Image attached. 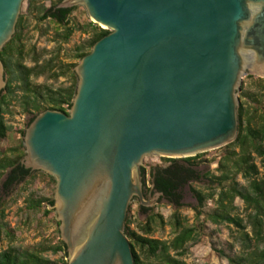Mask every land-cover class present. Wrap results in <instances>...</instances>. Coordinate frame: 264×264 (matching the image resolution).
I'll list each match as a JSON object with an SVG mask.
<instances>
[{
  "label": "water",
  "instance_id": "95a60500",
  "mask_svg": "<svg viewBox=\"0 0 264 264\" xmlns=\"http://www.w3.org/2000/svg\"><path fill=\"white\" fill-rule=\"evenodd\" d=\"M23 2L0 0V53ZM78 5L110 33L76 66L69 113L47 110L27 126L21 165L57 182L51 209L67 264H134L129 206L163 197L146 198L143 159L192 158L235 141L239 85L246 74L264 78V0H63L57 8ZM4 72L0 60V94Z\"/></svg>",
  "mask_w": 264,
  "mask_h": 264
},
{
  "label": "trees",
  "instance_id": "16d2710c",
  "mask_svg": "<svg viewBox=\"0 0 264 264\" xmlns=\"http://www.w3.org/2000/svg\"><path fill=\"white\" fill-rule=\"evenodd\" d=\"M62 1L57 0L49 7L37 5L35 0H29L28 3L29 10L35 13L40 24L50 21L57 26L53 37L58 45L57 49H27L24 41L26 18L19 16L14 37L0 53L7 82L6 88L0 94V145L10 131L5 116L13 115V104L21 109V113L31 116L27 126L39 113L47 110L59 111L66 115L69 113L77 90L78 78L74 73L78 62L91 52L98 41L110 33L92 22L79 25L72 19L75 8H57ZM76 32L88 36V39L74 47L72 56L63 58L62 45L69 43ZM40 78L50 81L67 78L70 85L55 88L38 84L37 80ZM248 79L251 80L250 85L256 86L257 92L241 85L238 134L234 142L221 148L224 155L217 168L219 175L199 170L202 163L206 162L201 159L205 153L185 159L163 158L170 162V165L151 169L150 176L155 179V190L178 208L183 206L184 191L189 184H203V189L209 192L190 188L192 198L198 203V207L194 209L196 225H189L185 217L181 218L175 214L170 223L174 234L171 241L149 237L154 232L152 224L155 219L159 218L163 223L160 216L150 217L147 223L141 226L143 234L132 230L129 209L126 237L131 246L134 264H187L184 261L187 245L199 242L200 233L207 221L216 226L228 225L236 229L241 252L236 257L228 258L229 264H264V79L254 76H249ZM248 103L254 104L255 107H248ZM24 133L25 131H21L23 136ZM21 150L24 151L23 144L21 149H10V155L0 150V179L8 174V180L4 184L6 193L27 178H36L30 170L21 165L25 156V152ZM142 173L145 183L146 169H142ZM38 175L56 183L54 177L41 172ZM237 200L244 205L245 217L238 214ZM209 201H212L215 207L208 211L206 206ZM25 203L27 210L38 212L45 209V215H49L50 208L54 206V197H36L32 193ZM1 206L0 199V217H3ZM140 210L146 214L151 209L140 206ZM249 227L251 234L247 231ZM2 234L8 238L13 237L9 229L0 224V240ZM58 234L60 235L59 231ZM46 253L61 254L63 257L59 262L50 261L44 256ZM66 259L67 248L60 236L57 243L40 245L33 250L10 247L0 251V264H67Z\"/></svg>",
  "mask_w": 264,
  "mask_h": 264
},
{
  "label": "rangeland",
  "instance_id": "374dc122",
  "mask_svg": "<svg viewBox=\"0 0 264 264\" xmlns=\"http://www.w3.org/2000/svg\"><path fill=\"white\" fill-rule=\"evenodd\" d=\"M35 1L37 5H45V7H49L57 0ZM28 3L29 0H24L20 13V16L26 18L24 41L27 49L33 47L37 50L46 49L53 51L54 49H57L58 45L54 42L53 38L55 34L54 32L58 29L57 26L50 21L40 24L35 17V13L29 10ZM75 9L76 10L72 14V19L75 22L79 23V25H86L91 22L84 6L78 5ZM87 39L88 36L81 32H76L69 43L62 45L63 58L72 56V50L74 47L80 45ZM66 61L70 60L66 59ZM27 64L30 65V62ZM249 76L253 75L246 74L239 85L237 93L238 100L241 94V85H245V88H250L253 92H257L256 86L253 84L250 85L251 80L248 79ZM254 77L260 78L257 76ZM37 83L51 85L57 88L70 85V80L67 78H61L59 81H50L45 78H40L37 80ZM247 105L252 109L255 107L252 103H248ZM11 111L13 115L5 116L10 131L0 145V150L6 154L9 153L10 149H21L24 137L21 134V131L26 130L28 120L31 117L30 115L21 113V109L15 104L11 107ZM22 151L23 150H21V152ZM24 152L25 149L23 153ZM223 155L224 151L221 150V148L206 152L201 158L202 161L206 162L202 163L199 170L204 173L211 172L214 175H219L217 168L219 167V162ZM168 165H170V162L164 160L158 155L146 156L143 159L142 169H146L147 171L144 183L145 190H149L151 187V169L155 167H166ZM38 174H40V172H34L33 176L36 177L35 179L32 180L31 177L28 178L8 193H2L1 183L3 179H0V199L2 200L1 210L3 211V217H0V224L6 229H9L10 233H12L11 235H13L12 238H8L2 234L0 251L7 250L10 247H15L20 250H33L37 249L40 245H51L58 241L59 226H57V215L55 210L50 208L51 213L45 215V209L34 212L29 211L26 208V199L32 193L36 197H55L57 182L54 183L51 179L42 177ZM241 182L243 183L242 180ZM190 188L202 190L203 184L191 183L187 186L184 191L185 197L183 200V206L180 208L159 198L150 208V212L144 214L140 210L139 201L134 199L129 206L130 217L132 220L131 229L141 234V226L146 224L150 217L160 216L163 219V223L159 218H156L155 222L152 224L154 232L149 237L162 241H171L174 238V234L170 227V223L175 214H178L181 218L185 217L189 225L195 226L196 220L194 209L198 207V203L192 198L193 196ZM236 205L239 207L238 214L245 217L246 213L244 212L243 203L240 200H237ZM214 207V203L209 201L206 210L209 211ZM247 231L251 234L250 227ZM237 236L238 234L233 226H216L207 221L204 223L203 230L200 233L199 242L197 244L192 242L187 245V254L184 257V261L187 264H229L228 258L236 257L240 255L241 252V245L239 240H237ZM44 256L50 261L55 262L61 261V258L63 257L61 254L53 255L52 253H46Z\"/></svg>",
  "mask_w": 264,
  "mask_h": 264
},
{
  "label": "flooded vegetation",
  "instance_id": "af4514ba",
  "mask_svg": "<svg viewBox=\"0 0 264 264\" xmlns=\"http://www.w3.org/2000/svg\"><path fill=\"white\" fill-rule=\"evenodd\" d=\"M28 179V178H27ZM7 180H8V174L7 175H5L4 177H3V181H2V193L3 192H5V189H4V184L7 182ZM18 185H14L13 186V188L11 189V190H13L15 187H17ZM8 193V192H7ZM157 193V191L156 190H154L152 193L150 192V190H146L145 191V194H146V198L147 197H149V195L150 194H152V195H155ZM164 197H160V199H163ZM164 199H166V198H164ZM147 209H150V208H147Z\"/></svg>",
  "mask_w": 264,
  "mask_h": 264
}]
</instances>
